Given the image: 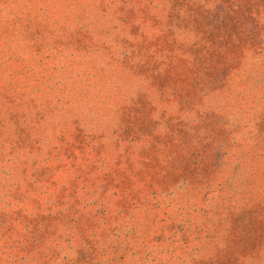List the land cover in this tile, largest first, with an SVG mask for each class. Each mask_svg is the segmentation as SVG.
I'll use <instances>...</instances> for the list:
<instances>
[{
	"label": "rangeland",
	"instance_id": "1",
	"mask_svg": "<svg viewBox=\"0 0 264 264\" xmlns=\"http://www.w3.org/2000/svg\"><path fill=\"white\" fill-rule=\"evenodd\" d=\"M0 264H264V0H0Z\"/></svg>",
	"mask_w": 264,
	"mask_h": 264
}]
</instances>
